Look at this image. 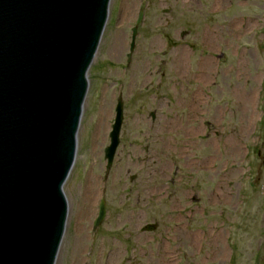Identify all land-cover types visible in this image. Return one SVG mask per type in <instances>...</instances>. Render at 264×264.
I'll return each instance as SVG.
<instances>
[{
	"label": "rangeland",
	"instance_id": "374dc122",
	"mask_svg": "<svg viewBox=\"0 0 264 264\" xmlns=\"http://www.w3.org/2000/svg\"><path fill=\"white\" fill-rule=\"evenodd\" d=\"M141 2L110 1L55 264H264V0H145L127 65ZM241 92L253 93L245 130ZM119 96L124 119L106 171ZM101 198L106 214L93 230Z\"/></svg>",
	"mask_w": 264,
	"mask_h": 264
},
{
	"label": "water",
	"instance_id": "95a60500",
	"mask_svg": "<svg viewBox=\"0 0 264 264\" xmlns=\"http://www.w3.org/2000/svg\"><path fill=\"white\" fill-rule=\"evenodd\" d=\"M109 4L0 0V264L56 262L68 215L63 185ZM115 112L106 169L119 142L120 98ZM104 214L101 200L95 228Z\"/></svg>",
	"mask_w": 264,
	"mask_h": 264
},
{
	"label": "bare ground",
	"instance_id": "6f19581e",
	"mask_svg": "<svg viewBox=\"0 0 264 264\" xmlns=\"http://www.w3.org/2000/svg\"><path fill=\"white\" fill-rule=\"evenodd\" d=\"M239 103L241 104V110L243 114V130L249 126L254 116L252 112L253 105V93L241 92L239 96ZM105 115V112H102ZM103 126V123L100 122V126ZM227 147L232 155H235L240 152L241 148L237 141H231L227 144ZM97 182L94 178H90L86 184L84 191V206L88 210L89 206L92 204L93 198L95 197ZM85 209V210H86ZM114 256V253L109 254V259Z\"/></svg>",
	"mask_w": 264,
	"mask_h": 264
},
{
	"label": "flooded vegetation",
	"instance_id": "af4514ba",
	"mask_svg": "<svg viewBox=\"0 0 264 264\" xmlns=\"http://www.w3.org/2000/svg\"><path fill=\"white\" fill-rule=\"evenodd\" d=\"M177 171H175V173H176ZM175 173H174V175H175ZM175 181V179H172L171 180V183L172 182H174ZM175 192H177V191H175ZM186 192H187V190H186ZM189 197V203L192 205L194 202H197L198 201V199L197 198H194L193 197V195H190V196H188V194H187V198ZM157 227H158V225H156V229H157Z\"/></svg>",
	"mask_w": 264,
	"mask_h": 264
}]
</instances>
